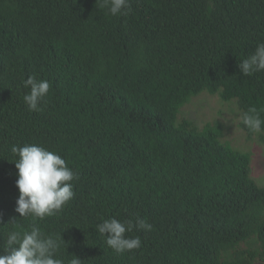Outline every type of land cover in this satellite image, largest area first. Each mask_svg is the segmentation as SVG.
Returning a JSON list of instances; mask_svg holds the SVG:
<instances>
[{
  "label": "trees",
  "instance_id": "16d2710c",
  "mask_svg": "<svg viewBox=\"0 0 264 264\" xmlns=\"http://www.w3.org/2000/svg\"><path fill=\"white\" fill-rule=\"evenodd\" d=\"M129 3L112 16L100 0H0V245L30 230L15 212L10 149L34 144L76 173L73 198L36 221L61 233L65 264H264V185L250 154L222 139L219 121L181 116L191 98L215 94L264 143V71L238 68L264 42V0ZM29 76L50 83L41 111L24 103ZM110 218L151 225L125 234L141 247H108L96 226Z\"/></svg>",
  "mask_w": 264,
  "mask_h": 264
},
{
  "label": "clouds",
  "instance_id": "9594fccd",
  "mask_svg": "<svg viewBox=\"0 0 264 264\" xmlns=\"http://www.w3.org/2000/svg\"><path fill=\"white\" fill-rule=\"evenodd\" d=\"M99 6L107 7L112 16L124 15L131 10L129 0H100ZM238 68L244 76L264 71V42L259 43L255 51L238 64ZM22 84L29 89L23 97L28 111H41L40 102L48 94L50 83L29 76ZM254 111L250 109V112ZM242 119L250 130L261 131L258 116L245 114ZM10 151L16 157L10 161L15 163L17 169L15 184L18 197L15 212L21 218L31 217L32 223L29 231L12 230L7 233L3 245H0L4 253L0 254V264H65L56 255L64 241L61 233L59 237L46 236L36 221L56 215L73 198L71 181L76 178V173L59 154L39 145H13ZM134 226L142 229L151 227L143 220H137L136 225H133L132 221L122 222L110 218L98 224L96 230L105 237L108 247L122 254L141 247L142 242L138 236L125 235ZM67 264H81V260L74 255Z\"/></svg>",
  "mask_w": 264,
  "mask_h": 264
},
{
  "label": "rangeland",
  "instance_id": "374dc122",
  "mask_svg": "<svg viewBox=\"0 0 264 264\" xmlns=\"http://www.w3.org/2000/svg\"><path fill=\"white\" fill-rule=\"evenodd\" d=\"M202 93L190 99L182 108L181 116L190 118L199 127L206 122L222 123V139L250 154L252 177L258 184L264 185V143L258 140L256 134L249 137L239 128V111L234 102H221L215 94Z\"/></svg>",
  "mask_w": 264,
  "mask_h": 264
}]
</instances>
